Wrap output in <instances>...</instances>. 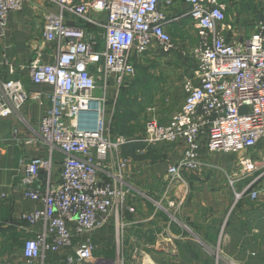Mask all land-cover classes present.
<instances>
[{
	"label": "built area",
	"instance_id": "1",
	"mask_svg": "<svg viewBox=\"0 0 264 264\" xmlns=\"http://www.w3.org/2000/svg\"><path fill=\"white\" fill-rule=\"evenodd\" d=\"M44 1L56 8L42 32L43 42L53 46L51 61L27 68L33 84L52 88L39 132L51 154L58 150L64 158L57 177L51 154L26 166L23 196L36 206L20 217L28 227L15 254L20 258L0 264H123L96 256L95 233L114 227L119 248L131 225L128 216L136 213L130 204L135 189L125 176L130 160L118 155L130 144L181 145V159L168 170L172 183L184 173L203 175L209 167L205 153L239 155V177L226 172L228 181L235 186L252 176L237 197L264 202V167L255 176L254 160L264 145V16L244 34L229 20L225 0H183L187 9L178 14L172 13L176 0ZM25 2L0 0V46L9 14L22 12ZM185 19L196 32L193 46L176 43L169 30ZM155 47L195 63L185 66L183 108L166 124L149 120L143 137L115 136L107 124L109 89L114 85L118 96L135 77L136 57ZM38 97L20 78L0 83V119ZM113 153L115 169L100 178Z\"/></svg>",
	"mask_w": 264,
	"mask_h": 264
},
{
	"label": "crops",
	"instance_id": "2",
	"mask_svg": "<svg viewBox=\"0 0 264 264\" xmlns=\"http://www.w3.org/2000/svg\"><path fill=\"white\" fill-rule=\"evenodd\" d=\"M236 1L240 4L235 21L242 33L251 34L257 22L254 17L264 16V0L258 1L257 10L245 9L244 0ZM181 9L187 6L183 0H176L172 13L178 14ZM54 12L56 8L44 0H26L24 11L9 14L7 35L0 46V83L20 78L29 92L39 96L20 113L0 119V260L4 262L20 258L11 250L13 240L27 236L28 227L20 217L36 206L23 196L21 180L26 166L37 157L51 154L39 128L51 107L52 88L33 84L27 66L36 60L51 61L53 46L43 42L42 32ZM173 26H169L171 34L175 31ZM155 78L162 82L150 84L148 118L166 124L185 103L184 75L181 71H167ZM115 93L112 85L106 111L110 132L115 136L140 137L131 117H120L122 99L119 100L120 92L118 96ZM14 129L17 135L13 134ZM144 147L141 143L126 145L118 154L130 160L125 176L135 189L130 204L136 213L128 216L129 229H135L129 232V248L134 257L140 252L142 258L137 264H264V202L237 197L251 183L252 176L240 178L235 186L226 177V172L239 177V155L205 153L209 167L203 175L184 173L181 181L172 183L168 170L181 159L182 146L162 143L145 147L144 153L138 154L137 150ZM51 155L57 177L64 155L58 150ZM254 160L259 169L257 176L264 167L263 144L256 149ZM115 165L113 153L99 177L104 178ZM138 227L143 231L138 232Z\"/></svg>",
	"mask_w": 264,
	"mask_h": 264
},
{
	"label": "rangeland",
	"instance_id": "3",
	"mask_svg": "<svg viewBox=\"0 0 264 264\" xmlns=\"http://www.w3.org/2000/svg\"><path fill=\"white\" fill-rule=\"evenodd\" d=\"M228 3V15L229 20L235 21V18L238 13L237 10L239 7L236 0H225ZM240 1V0H239ZM259 0H244L243 5L245 9L254 8V10L258 8ZM25 10V6H24ZM23 10V11H24ZM261 17L255 16L254 20L258 21ZM183 22V23H182ZM181 23L174 24V33H172L173 39L179 45L185 44L187 45V41L190 46H193L196 42V32L193 29L190 21L188 20L186 23L182 21ZM245 32V29H244ZM245 32L244 34H246ZM249 34V33H248ZM100 46L103 47V39L99 40ZM185 66L188 68H193L195 63H192L190 60H185L180 57L178 53L176 55H169L161 51L158 47L155 49L136 57V74L132 81L129 82L123 89L120 91L119 100L122 99L121 106L122 112H120L122 118L131 117L132 122L135 123V128L138 129V133L140 137H143L145 133V129L147 123L149 121L148 116V96L150 93V84L156 83L159 84L162 82L161 79L155 78L158 73H163L167 71H181L184 75L186 73ZM154 76V77H153ZM160 78V77H159ZM157 80V81H156ZM123 97L124 98L123 100ZM118 100V101H119ZM132 132L134 130L131 129ZM125 136V135H124ZM134 137V135H126V137ZM135 231V229L125 228L124 238L121 239V245L117 248V240L115 238L114 227L106 228L105 230L98 231L95 233V237L97 240V250L96 256H105L108 258H114L119 260L123 264H137L140 260V252L137 253V256L134 257L133 253H130L129 244L131 242L129 238V232ZM138 232H142V227H138ZM24 236H18L12 245V252L17 254L20 252V246L23 241ZM21 239V240H20ZM141 263V261H140Z\"/></svg>",
	"mask_w": 264,
	"mask_h": 264
}]
</instances>
